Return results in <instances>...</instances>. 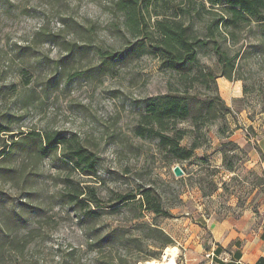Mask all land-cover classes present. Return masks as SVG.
Returning <instances> with one entry per match:
<instances>
[{
	"label": "rangeland",
	"instance_id": "rangeland-1",
	"mask_svg": "<svg viewBox=\"0 0 264 264\" xmlns=\"http://www.w3.org/2000/svg\"><path fill=\"white\" fill-rule=\"evenodd\" d=\"M116 1L0 0V115L9 119L17 139L32 132L73 138L95 153L98 168L96 177L67 168L58 160L62 148L44 159L18 152L11 163L0 162L3 169H25L34 185L27 195L0 176L5 195L0 198V223L11 205L23 201L27 221L21 232L34 230L35 237L23 254H7L10 260L0 264H98V253L89 247L92 229L107 233L124 227L129 236L144 235L134 220L137 209L115 212L109 207L117 194L140 186L161 194L172 216H160L156 223L174 244L162 249L158 259H144L142 252L132 264L163 262L172 246L178 248L176 264H223L257 236L264 221V169L251 162L264 133V48L256 24L238 34L241 79H217L219 95L231 112L216 120L167 122L170 133L189 131L183 147L197 145L192 157L177 159L157 139L138 135L144 101L165 95L208 101L217 92L212 85L193 82L191 75L161 66L153 55H120L105 64L99 49L121 53L131 40L115 28ZM199 60L216 69L217 58L210 51L202 49ZM235 133L242 138L236 140ZM229 162L233 171L225 165ZM176 166L183 175H175ZM87 185L101 200L99 208L90 205L99 210L91 229L64 196ZM140 212L142 221L153 222V214ZM227 217L245 235L225 244V237H215L212 223ZM143 243L145 251L154 248L152 240ZM137 249L128 246L132 253L138 254Z\"/></svg>",
	"mask_w": 264,
	"mask_h": 264
},
{
	"label": "trees",
	"instance_id": "trees-1",
	"mask_svg": "<svg viewBox=\"0 0 264 264\" xmlns=\"http://www.w3.org/2000/svg\"><path fill=\"white\" fill-rule=\"evenodd\" d=\"M171 2L175 5L170 6ZM113 13L119 20L115 28L118 32H124V37L125 34L129 35L131 40L128 41L127 49L121 53L99 49L105 64L111 63L120 55L128 58L153 55L158 58L161 66L174 73L191 75L193 82L195 80L205 86L212 85L217 92L216 97L208 101L191 102L184 95H175L173 98L165 95L156 100L146 99L143 103L145 111L140 113L138 135L157 139L159 147L177 159L192 157L197 145H181L189 131L175 129L170 133L167 122L189 119L196 121L199 118L216 120L223 113L231 112L219 95L217 79H241L239 50L236 51L235 46L239 41L238 34L247 27H252L253 23L258 28L257 34L264 48V0H117ZM202 49L216 56V69L200 63L199 53ZM8 124L9 119L0 115L1 163H11L13 156L18 152L26 153L30 158L44 159L57 155L58 149L62 148L58 160L63 165L76 169L85 176H97L95 153L73 138L32 132L17 139ZM232 144L237 148V145L233 142ZM225 165L228 170L233 171V163ZM22 169L0 168V176L1 179L14 181L16 187L25 190V194L29 195L32 191L26 190L34 188L33 180L25 169ZM215 190L216 188L213 189ZM82 195L88 198L81 199ZM4 196L0 191V198ZM64 196L69 204H73L82 212V220L91 229L94 226L92 217L99 213V210L92 209L90 205L96 208L101 206V200L97 198L93 187L87 185L83 189H73ZM116 196V202L109 207H114L115 212L123 207H129L128 210L137 209L134 220H139L136 226L142 229L144 235L129 236V230L124 227H117L107 233L92 229L89 247L98 253V264H132L134 259L141 260V256L137 255L142 252H146L142 255L144 259L160 258L162 249L174 244V238L156 223L160 216H172L164 207L161 194L153 187L140 186L135 192H123ZM25 205L23 201L18 205H11L3 216L0 223V263H7L11 254H23L35 239L34 230L21 232L27 221ZM136 206L137 208H134ZM140 209L153 214L155 221H142ZM145 239L154 242L153 249L145 251ZM130 244L137 246L138 254L128 251ZM118 247L125 248L127 252L114 255L112 251ZM234 257H240V251L235 253ZM235 260L232 258L223 264H235ZM8 264L13 262L9 261Z\"/></svg>",
	"mask_w": 264,
	"mask_h": 264
},
{
	"label": "crops",
	"instance_id": "crops-1",
	"mask_svg": "<svg viewBox=\"0 0 264 264\" xmlns=\"http://www.w3.org/2000/svg\"><path fill=\"white\" fill-rule=\"evenodd\" d=\"M235 139L240 140L242 133H235ZM259 151L255 152V156L251 159L254 165H260L259 167L264 169V133H262L258 139ZM262 165V166H261ZM213 232L215 237H225V244L233 239L234 236L245 235L244 228L234 229V223L231 222L230 217L225 220L219 221L217 219L212 223ZM240 231V232H239ZM235 258V264H264V221L257 230V236L247 242L240 250V257Z\"/></svg>",
	"mask_w": 264,
	"mask_h": 264
},
{
	"label": "bare ground",
	"instance_id": "bare-ground-1",
	"mask_svg": "<svg viewBox=\"0 0 264 264\" xmlns=\"http://www.w3.org/2000/svg\"><path fill=\"white\" fill-rule=\"evenodd\" d=\"M178 253V248L172 246L171 248H167L164 252V260L163 262H146L145 264H176V254Z\"/></svg>",
	"mask_w": 264,
	"mask_h": 264
},
{
	"label": "water",
	"instance_id": "water-1",
	"mask_svg": "<svg viewBox=\"0 0 264 264\" xmlns=\"http://www.w3.org/2000/svg\"><path fill=\"white\" fill-rule=\"evenodd\" d=\"M174 173H175L176 176H181V175L184 174V171H183V169L180 166H176L174 168Z\"/></svg>",
	"mask_w": 264,
	"mask_h": 264
}]
</instances>
